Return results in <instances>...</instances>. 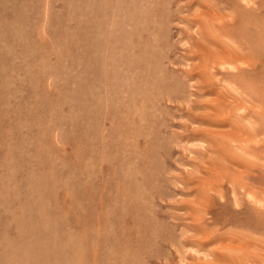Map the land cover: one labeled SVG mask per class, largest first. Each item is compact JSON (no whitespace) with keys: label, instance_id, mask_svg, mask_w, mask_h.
I'll return each mask as SVG.
<instances>
[{"label":"rangeland","instance_id":"1","mask_svg":"<svg viewBox=\"0 0 264 264\" xmlns=\"http://www.w3.org/2000/svg\"><path fill=\"white\" fill-rule=\"evenodd\" d=\"M0 264H264V0H0Z\"/></svg>","mask_w":264,"mask_h":264},{"label":"bare ground","instance_id":"2","mask_svg":"<svg viewBox=\"0 0 264 264\" xmlns=\"http://www.w3.org/2000/svg\"><path fill=\"white\" fill-rule=\"evenodd\" d=\"M222 54H220V56H221ZM221 59V58H220ZM220 59H218V60H220ZM225 59V58H224ZM223 61H225V60H223ZM220 62H221V60H220ZM221 64V63H220ZM240 95V94H239ZM232 118V117H231ZM229 119V118H228ZM227 119V120H228ZM225 120V119H224ZM226 120V121H227ZM229 121V120H228ZM225 122V121H224ZM221 123H223V122H221ZM219 125V124H218ZM221 125V124H220ZM225 125V124H224ZM223 126V125H222ZM239 126V125H238ZM236 127V126H232L231 128H229V129H226V130H219V131H217V132H215V134H216V136L214 137V141H215V145L217 146V147H219V146H222L221 144H223L224 142H228V140H233L235 137H236V135H239V134H237L238 133V129H240L239 127ZM240 131V130H239ZM240 135H241V137L243 136V134H241L240 133ZM238 138V137H237ZM236 140V139H235ZM242 142V141H241ZM235 144V143H234ZM223 146H224V144H223ZM236 178V177H235ZM255 199H256V197H255ZM255 201V200H254ZM236 247V246H235Z\"/></svg>","mask_w":264,"mask_h":264}]
</instances>
